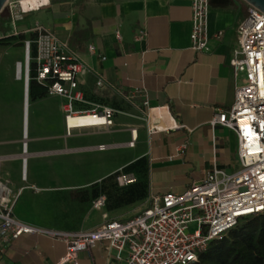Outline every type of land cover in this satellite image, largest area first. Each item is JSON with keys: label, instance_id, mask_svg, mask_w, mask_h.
I'll use <instances>...</instances> for the list:
<instances>
[{"label": "crops", "instance_id": "0c3cea01", "mask_svg": "<svg viewBox=\"0 0 264 264\" xmlns=\"http://www.w3.org/2000/svg\"><path fill=\"white\" fill-rule=\"evenodd\" d=\"M247 7L244 0H210L207 48L200 52L190 48V0H81L77 4L49 2L43 7L48 13L46 23H38L52 30L63 48L86 65V71L78 77L83 97L91 104H102L101 98H107L106 105L115 110L109 127L73 128L85 129L80 134L87 138L96 136V143L88 149L114 151L117 164L92 182L145 157L149 197L168 191L182 192L203 178L212 165L226 172L237 168L234 132L219 124L212 126L211 120L218 110L228 109L234 100L236 79L228 60L237 47V26L245 18ZM84 28L89 29L90 36L72 41L73 32ZM217 31H222L220 38L214 36ZM89 45L94 47L93 52L88 50ZM30 57L29 66L34 63L31 54ZM17 62L24 80L21 73L17 77ZM29 66L26 86L23 49V60L14 62L15 78L22 81L21 94H17L19 87L12 83L9 88H14L15 95L2 93L0 98L3 106L0 108V182L11 193H18L12 208L15 217L17 208L22 213V218L16 217L18 220L61 231L85 230L73 228L61 219L65 214L59 201L71 193L74 202L85 203L79 200L82 190L73 191L92 182L76 184L66 193L52 190L44 198L30 197L27 207L17 206L23 188L17 185L18 179L30 180L28 187L35 193L41 191L34 184L35 173L28 176L27 158L61 151L28 153L26 139L20 138L21 118L23 136L32 132L33 144H56L61 136L54 133L55 127L62 121L64 124L59 96H53L56 100L47 94L29 99ZM98 80L100 85L96 84ZM135 89L142 93L131 95ZM91 95L97 99L89 100ZM133 129L135 136L131 133ZM64 135H69L66 129ZM99 145L106 147L98 149ZM122 149L131 150L128 155H122ZM45 205L50 212L43 214ZM29 206H39L40 221L31 216ZM64 251L61 241L35 233L21 234L8 242L5 259L9 264H54ZM77 260L79 264H121L105 242L79 251Z\"/></svg>", "mask_w": 264, "mask_h": 264}, {"label": "built area", "instance_id": "2783aa9c", "mask_svg": "<svg viewBox=\"0 0 264 264\" xmlns=\"http://www.w3.org/2000/svg\"><path fill=\"white\" fill-rule=\"evenodd\" d=\"M49 2L23 7L22 0H6L1 12L5 11L10 30L0 31V37L21 33L34 36L23 40L25 78L28 80L30 45L34 44L35 79L46 87L47 95L62 99L67 134L73 128L109 127L115 111L112 107L101 104L76 107L85 102L78 88V77L86 71V65L66 51L57 35L43 25L36 22L25 29L17 28L16 22L25 14ZM209 6L210 0H190V48L196 52L207 48ZM221 35L222 31L214 33L215 38ZM115 36L120 38L118 32ZM88 50L93 52L94 47L89 45ZM16 65L18 72L20 62ZM228 65L236 79L234 100L228 109L215 113L211 125L219 124L234 132L237 140L234 171L226 172L212 165L203 178L182 192L151 194L148 206L131 217L105 220L91 229L77 231L42 228L18 220L12 212L18 193H11L0 182V264H9L5 259L8 242L30 233L64 243V254L54 264H79L78 252L91 249L99 242L114 250L121 264H189L210 241L222 238L240 218L264 212V14L251 5L237 26V47ZM96 84L100 85L101 81ZM141 93L135 89L131 95ZM82 116L101 120L90 125L68 126L70 118ZM131 133L135 136L134 129ZM105 147L97 146L98 149ZM22 151H26L25 143ZM115 181L125 186L135 178L119 172ZM103 201L101 195L92 204L99 207ZM191 226H194L192 230Z\"/></svg>", "mask_w": 264, "mask_h": 264}, {"label": "rangeland", "instance_id": "374dc122", "mask_svg": "<svg viewBox=\"0 0 264 264\" xmlns=\"http://www.w3.org/2000/svg\"><path fill=\"white\" fill-rule=\"evenodd\" d=\"M0 15L5 17V11L0 12ZM47 16L48 13L43 8L29 12L25 14L22 20L16 22L17 28L25 29L36 22L45 24V17ZM0 30L5 32L10 30L9 25L5 20H0ZM27 37L28 36L25 34L26 39ZM23 49V42L20 40L11 41L10 43H0V98H2V93L4 96H13L15 95L16 91H18L17 94L19 96L21 94L22 81L15 78L14 62L15 60H23ZM9 61L10 63H8ZM21 75L24 80V74L22 71ZM12 83H15L19 87L16 91L14 88H9V84ZM49 98L53 100L58 99L57 97L53 96ZM95 99L97 98H94L92 95L89 97V100L91 101ZM108 101L109 100L107 98H101V105L108 104ZM92 106L93 104H91L87 98L85 99L84 103L76 104V107L91 108ZM2 107L3 106H0V108ZM17 124V121L13 123L12 129L14 131L17 130ZM19 126L21 131L20 138L26 139L28 153L32 151L43 153L44 151L61 150L57 153L37 154L27 158L28 176L31 177L32 173H35L34 176L37 179L34 181V184L41 188V191L37 193L33 192L28 187L30 180L28 182H24L21 179H18L17 185L19 187L23 186L17 203V206H20V208L27 207L26 204L30 197L44 198L48 195H51L52 190H58L61 193H66L72 188V186L76 184L92 182L98 176H100L101 173L104 174L111 171L117 164L114 155L112 154V152H114L113 150H97L87 148L88 146L96 143V136L90 138L82 136L80 133L85 129H73L71 134L65 136V127L62 121V124H60L57 128L55 127L54 131L55 134L61 136L58 139V142L54 145H44L40 142L33 144L30 141L33 136L32 132L28 135L25 133V136H23L24 124L22 118ZM38 136H40V133ZM130 150L131 149H122V155H128ZM116 155L118 156V154H115V157ZM122 167L118 168L111 174L121 170ZM129 174L134 176L135 181L137 180L136 174L132 172H129ZM97 181L99 180L94 182ZM92 183L75 189L73 193L80 190L89 189V186ZM59 203L61 204L63 214H65L61 218L62 220L68 221L73 228L88 229L105 220L125 219L133 216L145 208L147 204H149V197H146L145 199L137 201L133 204L120 206L113 210H108L106 208L105 196L103 204H101L99 207L93 206L91 200L85 203H76L71 198V193L70 195L62 196ZM39 209V206H29L31 216H33L36 221H40L37 219V217L41 216ZM42 209L43 214L50 212L49 207L46 205L43 206ZM21 214L22 213L19 212L17 208V213L15 212L16 217L19 219L22 218ZM193 228L194 226H191V230Z\"/></svg>", "mask_w": 264, "mask_h": 264}, {"label": "trees", "instance_id": "16d2710c", "mask_svg": "<svg viewBox=\"0 0 264 264\" xmlns=\"http://www.w3.org/2000/svg\"><path fill=\"white\" fill-rule=\"evenodd\" d=\"M66 1L77 4L81 0H50L51 3ZM5 19L0 15V20ZM88 36H90L89 29L84 28L74 31L71 40L79 42L87 39ZM3 37L0 43H10L15 40L23 42L26 39L23 33L18 36ZM33 37L31 34L27 38ZM30 54L35 55L34 44L30 45ZM29 67L28 97L33 100L45 96L46 87L35 79V63H31ZM147 171L146 158L140 157L124 165L121 170L92 183L89 189L82 190L79 200L88 202L103 195L106 197L108 210L143 200L148 195ZM119 172H132L137 175V180L119 186L115 181V176ZM189 264H264V212L240 218L222 238L210 241L205 249L198 252L197 259Z\"/></svg>", "mask_w": 264, "mask_h": 264}, {"label": "bare ground", "instance_id": "6f19581e", "mask_svg": "<svg viewBox=\"0 0 264 264\" xmlns=\"http://www.w3.org/2000/svg\"><path fill=\"white\" fill-rule=\"evenodd\" d=\"M47 0H22V5L23 7H29V6H35L38 3H44ZM22 71V68L18 69L17 72V77L20 78V73ZM98 120H101V118H92L91 116H82L79 118H70L68 120V126L71 127H75V126H79V125H90L93 123H96Z\"/></svg>", "mask_w": 264, "mask_h": 264}, {"label": "water", "instance_id": "95a60500", "mask_svg": "<svg viewBox=\"0 0 264 264\" xmlns=\"http://www.w3.org/2000/svg\"><path fill=\"white\" fill-rule=\"evenodd\" d=\"M5 1L6 0H0V12L5 4ZM244 1L247 3V5H251L259 9L260 11H262V14H264V0H244ZM5 37H8V36H5ZM1 38H4V37H0V39ZM26 86H27V79H26Z\"/></svg>", "mask_w": 264, "mask_h": 264}]
</instances>
